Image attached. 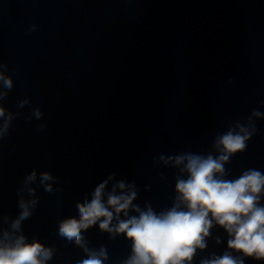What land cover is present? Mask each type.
Listing matches in <instances>:
<instances>
[{
	"label": "water",
	"instance_id": "water-1",
	"mask_svg": "<svg viewBox=\"0 0 264 264\" xmlns=\"http://www.w3.org/2000/svg\"><path fill=\"white\" fill-rule=\"evenodd\" d=\"M0 72L13 82L11 90L0 82V230L19 215L20 199H38L22 232L52 249L46 264L88 258L58 235L59 222L79 219L77 204L105 180V201L115 188L135 191L142 210H168L186 176L169 158L216 155V137L238 125L256 131L225 164L226 178L264 172V115H253L264 114V0H0ZM82 235L88 252L106 250L103 264L132 254L129 239L99 224ZM228 239L213 221L191 264L225 252L264 264Z\"/></svg>",
	"mask_w": 264,
	"mask_h": 264
},
{
	"label": "clouds",
	"instance_id": "clouds-1",
	"mask_svg": "<svg viewBox=\"0 0 264 264\" xmlns=\"http://www.w3.org/2000/svg\"><path fill=\"white\" fill-rule=\"evenodd\" d=\"M0 82L3 87L11 90L12 79L0 72ZM7 93L0 92V100ZM23 107V102L19 105ZM37 118L40 112H35ZM254 116L264 115L253 111ZM5 116V110L0 107V118ZM12 118L8 115V121ZM8 123H5L4 130ZM238 131L230 128L226 133L218 135L213 147L217 154L182 153L170 157L186 173L183 178H177L175 191L176 201L173 206L157 213L149 205L142 210L133 205L136 192L117 195L115 188L104 199V189L107 180L100 183L90 201L78 203L79 219L67 218L59 222L58 235L74 241L84 248L88 258L81 264H103L107 259L105 249L100 253L88 252L82 233L99 224L104 232L123 234L131 243V256L124 264H191L197 249L207 247L206 238L210 235L213 221L221 226L229 235L228 248L241 253L245 257L264 260V172L257 169H247L235 179H227L225 164L237 153L247 149V141L256 131L252 126L249 131L244 125H238ZM163 159V157H161ZM33 171L27 176L26 182L35 179ZM111 179V177H109ZM53 180L50 173H41V183L46 192H53L50 184ZM120 190L125 184L116 185ZM29 195L35 196V190L29 189ZM39 200L25 201L20 199L19 215L13 219L8 229L0 230V264H46L51 260L53 251L38 240L27 242L22 232V222L33 215V209ZM138 215L129 216V209ZM123 213L126 219H120ZM117 220L115 226L113 219ZM5 220L8 218L5 217ZM19 233V234H17ZM219 243V241H217ZM201 264H244L243 259L234 257L229 252L212 259L203 260Z\"/></svg>",
	"mask_w": 264,
	"mask_h": 264
}]
</instances>
